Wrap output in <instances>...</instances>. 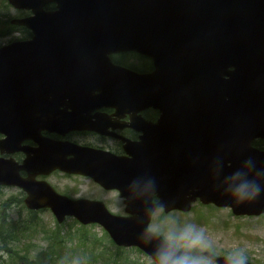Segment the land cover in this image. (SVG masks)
<instances>
[{
  "label": "water",
  "instance_id": "1",
  "mask_svg": "<svg viewBox=\"0 0 264 264\" xmlns=\"http://www.w3.org/2000/svg\"><path fill=\"white\" fill-rule=\"evenodd\" d=\"M46 1L49 0H10L18 6H30L36 16L17 21L31 24L34 29V37L31 40L13 41L6 48L0 49V95H11L5 99H9L12 103V108L0 111V123L8 124L7 117L19 116L30 95H42L45 85H49L48 82L38 80L43 75L52 73L59 76L58 84L62 87V93H67L71 88L81 93L88 90L87 81L92 82L96 78V69L106 61L105 55L108 51L136 43L137 34L134 29L138 17L140 13L152 14L157 0H53L57 2L58 8L54 11H44L41 5ZM173 1L175 6H169L168 14L172 11L176 13L178 9L180 0ZM160 7L156 13L160 11ZM148 19L150 18L146 16L140 18L143 28L148 25ZM172 21L174 17L171 19L168 16L161 25L164 31L155 36V39L158 37L156 44L161 52L164 51ZM124 27L126 32L119 33L120 29L124 31ZM218 28L222 31L223 46L237 51L236 74L226 73L228 78H222L224 74L222 70L208 67L209 55H206L197 85L201 83L204 92L212 93L223 87L228 97L232 95V101L246 99V93L253 91L250 81L264 94V59L258 60L264 46V0L224 1L212 39L215 38ZM137 42L142 43V38L137 39ZM146 43L148 44L144 41V44ZM43 45L59 46L60 49L54 52L58 54L57 57L48 59L47 55L52 51L45 50ZM200 58H203V55H200ZM46 59L49 60L52 68L45 69ZM230 64L225 61L222 65L225 69ZM254 72L256 76L252 77ZM71 77L76 79L71 81L69 80ZM146 81L152 84L154 77H149ZM5 129L3 130L6 133L11 131ZM233 132L234 127L227 122L223 128L214 125L205 128L204 131L188 129L185 135L190 139V143L191 140L193 142L198 140L202 145L206 139H209L213 145H221L219 158L228 151ZM66 169L74 170L75 167H66ZM207 170L204 163L198 178L203 184L218 179V170L215 173V180L206 177L209 173ZM60 209L62 204L57 212L58 215Z\"/></svg>",
  "mask_w": 264,
  "mask_h": 264
},
{
  "label": "rangeland",
  "instance_id": "2",
  "mask_svg": "<svg viewBox=\"0 0 264 264\" xmlns=\"http://www.w3.org/2000/svg\"><path fill=\"white\" fill-rule=\"evenodd\" d=\"M7 40V37H5L0 39V42H6ZM61 183L62 187L68 190L71 186H74L76 190L80 189V187L86 189L85 192L87 193L84 194L87 195L88 193L104 195L109 205H111L110 209L114 211V213H119L123 210V207L120 205L114 192H101L86 178H63ZM87 186L89 187L88 189ZM8 194L9 192L7 190H0V202L6 198ZM110 200L111 203L109 202ZM252 206L245 207L244 209L238 208V210H257L256 207ZM224 212L227 213L224 208L219 209L210 205L208 207H201L199 204H195L192 210L187 213L181 214L179 212H173L170 215L164 216L167 218L174 217L172 220L176 226L174 231L176 234H179L185 228H190L192 235L202 231V241L198 245L200 247H211L213 248V251H217L218 253H223L225 250H231L233 252L243 251L246 252L249 257L256 260L257 264L264 263V213L258 216H254V214L236 215V219L232 220L228 212L227 214L229 215L230 220H225L222 224L221 222L224 217ZM9 213L12 216H16L17 214L14 209H10ZM166 217H158V220H162L160 223L161 225L164 220H166ZM38 219L48 231H51V228L55 226L53 216L48 210L41 211L38 215ZM67 221L68 228L73 227L76 224L71 219H68ZM95 231L96 233L98 232L97 227ZM25 240L35 242L34 245L30 247V254L35 257V253L39 249L45 248L49 238H45L43 234H33L30 239L26 238ZM133 256L136 258V262H138V260L144 258L145 255H141L140 253H130L129 257L124 259V264H127V260L128 264H131L132 262H130V260Z\"/></svg>",
  "mask_w": 264,
  "mask_h": 264
},
{
  "label": "clouds",
  "instance_id": "3",
  "mask_svg": "<svg viewBox=\"0 0 264 264\" xmlns=\"http://www.w3.org/2000/svg\"><path fill=\"white\" fill-rule=\"evenodd\" d=\"M260 191L261 187L259 184L243 182L232 189L231 195L240 201L251 200L255 198L260 193ZM165 240L172 241L173 243H176L177 246H180V242H182L184 247L192 248L198 246L201 243L202 231L192 235L191 229L185 228L179 234L169 233L165 237ZM158 264H202V261L197 257L186 254L172 259L171 253L165 251L159 255ZM247 264H255V260L253 258H249Z\"/></svg>",
  "mask_w": 264,
  "mask_h": 264
},
{
  "label": "flooded vegetation",
  "instance_id": "4",
  "mask_svg": "<svg viewBox=\"0 0 264 264\" xmlns=\"http://www.w3.org/2000/svg\"><path fill=\"white\" fill-rule=\"evenodd\" d=\"M136 55L133 52H114L110 54V60L111 62H113L115 65H130V66H134V61H136ZM58 109L57 110H61L62 109V101L58 100ZM195 109L198 112H202L203 108L199 105L194 106ZM57 110H56V114H57ZM68 110H70V108H68ZM95 111H97L96 109H92L88 112H85V114H89L90 116H93V114L95 113ZM100 111L104 112L106 114V112L108 114H111V110L108 108H102L100 109ZM113 119V117H111L108 121H111ZM99 121V119H97ZM41 133L45 136H48L50 138H54V139H59L62 138V136L55 132V131H47L46 129L41 130ZM67 139L76 141L78 143H92V142H96L98 140V134H95L93 132H89L88 130H73V131H68L67 134L64 136ZM87 138V140L85 139ZM22 143H27L30 145H36V143L32 140V139H25ZM12 157H14L18 162H20L24 156V154L20 151H15L12 154ZM22 174H24V172L22 171ZM60 174V172L58 171H52L51 173L48 174V179H52L50 177H54L56 179L61 178L60 176L57 178V175ZM41 177V176H39ZM56 183V182H55Z\"/></svg>",
  "mask_w": 264,
  "mask_h": 264
},
{
  "label": "bare ground",
  "instance_id": "5",
  "mask_svg": "<svg viewBox=\"0 0 264 264\" xmlns=\"http://www.w3.org/2000/svg\"><path fill=\"white\" fill-rule=\"evenodd\" d=\"M246 142V136L236 135V141L233 144L235 150L231 151V154H236V167L231 172L232 175H239L240 173L245 174L244 182H250L253 184H258L261 177H264V161H259V157L250 151L247 153H241L243 145ZM221 186L229 188L227 184H221ZM232 191V190H231ZM231 191L229 192L230 198L234 201L237 206H250L255 203H261L262 199L258 198V195L251 200H237L235 197L231 195Z\"/></svg>",
  "mask_w": 264,
  "mask_h": 264
},
{
  "label": "trees",
  "instance_id": "6",
  "mask_svg": "<svg viewBox=\"0 0 264 264\" xmlns=\"http://www.w3.org/2000/svg\"><path fill=\"white\" fill-rule=\"evenodd\" d=\"M1 21V19H0ZM2 26H3V21H2ZM1 26V27H2ZM12 30V27H9V26H5L4 28H0V36H2L3 34H5L6 32L8 33L9 31ZM5 32V33H4ZM11 229L9 227L5 228V231L8 232L10 231Z\"/></svg>",
  "mask_w": 264,
  "mask_h": 264
}]
</instances>
